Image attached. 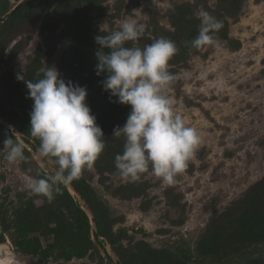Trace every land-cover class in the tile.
I'll return each mask as SVG.
<instances>
[{"label": "rangeland", "instance_id": "1", "mask_svg": "<svg viewBox=\"0 0 264 264\" xmlns=\"http://www.w3.org/2000/svg\"><path fill=\"white\" fill-rule=\"evenodd\" d=\"M19 1L0 0V18ZM25 11L0 32V119L15 127L28 158L5 159L0 126V243L7 244L0 264H264V227L250 222L264 208V0H41ZM201 11L223 26L214 44L190 53L185 42L198 35ZM126 19L145 25L135 45L126 46L165 37L178 48L168 65L176 79L165 94L201 143L172 185L150 166L135 181L115 168L125 140L113 131L131 107L115 104L118 97L103 89L95 37L119 30ZM48 65L65 82L86 87V103L105 134L104 151L82 176L85 202L70 192L109 233L126 228L115 247L89 241L69 198L49 202L25 187V175L57 166L39 156L34 138L35 147L21 138L31 137L34 101L17 73L34 80Z\"/></svg>", "mask_w": 264, "mask_h": 264}, {"label": "clouds", "instance_id": "2", "mask_svg": "<svg viewBox=\"0 0 264 264\" xmlns=\"http://www.w3.org/2000/svg\"><path fill=\"white\" fill-rule=\"evenodd\" d=\"M190 18V17H189ZM198 35L185 46L189 52L215 43L214 35L223 24L208 11H201ZM105 33V29H101ZM145 25L132 19L121 23L119 30L95 37L100 46L96 51V74L107 73L101 81L113 101L131 106L124 125L116 126L114 137H124L122 154L115 157L117 174L123 179L138 180L150 170L168 185L183 174L201 143L199 131L189 126L166 95L176 77L168 70L169 61L177 53L174 41L159 37L144 47L133 45L143 36ZM36 79L24 81L34 101L30 112V135L39 140L38 154L54 158L56 170H39L25 175L28 194L43 196L49 202L61 194L62 188L82 178L91 170L106 147L105 134L86 103V87L65 82L57 67L37 70ZM3 142L9 163L26 161L25 145L9 125ZM29 172L31 170L29 169Z\"/></svg>", "mask_w": 264, "mask_h": 264}, {"label": "trees", "instance_id": "3", "mask_svg": "<svg viewBox=\"0 0 264 264\" xmlns=\"http://www.w3.org/2000/svg\"><path fill=\"white\" fill-rule=\"evenodd\" d=\"M41 0H28L26 3H24L21 7H19L10 17L7 18V20L5 22H3L2 24H0V32L8 26V24L12 23L14 20L16 19H22L24 17V15L26 14V9L27 7L33 3V2H38ZM57 0H43V4L46 5H50V4H54L56 3ZM0 10H1V6H0ZM107 75V73L105 74V76ZM118 99V98H117ZM115 99V100H117ZM115 104H117L116 102H114ZM121 103H118L117 105H119ZM126 105V104H123ZM131 107L130 105H127V109ZM0 126L2 127V129L5 131L8 130V127L3 124L2 122H0ZM17 137V136H16ZM25 142H27L28 144H30L31 146L35 147V144L33 143L34 139L32 137H27L25 135H23L21 137ZM33 140V141H32ZM35 143H37L39 145V140L35 139ZM85 180L83 178L79 179V180H75L73 181L71 184L73 185V187L79 192L81 193L85 198L86 196V187L87 185L84 182ZM61 195L64 197L69 198L71 201H73L78 210H79V214L77 215V223H78V229L83 230L85 233L88 234V238L89 241L92 242V238H91V233H90V220L89 217L87 215V213L81 208V206L78 203V200L75 199L74 195L71 194V192L69 191V189L67 187H63L62 191H61ZM251 210V209H250ZM95 219H96V223H97V227H98V231H99V236L98 234L95 235V239L99 242V244L105 248V244L104 242L107 241L112 247H115L119 241H121L124 238V233L126 231V228L120 227L119 230L113 235L111 233L108 232V230L103 226L102 220L100 218V215L98 216V214H95ZM253 221V224L255 225L256 228H262L264 227V208L260 209L259 213H255V216L250 218V222ZM106 251V250H105ZM182 257V261L188 262V258L186 257L185 254H181Z\"/></svg>", "mask_w": 264, "mask_h": 264}, {"label": "water", "instance_id": "4", "mask_svg": "<svg viewBox=\"0 0 264 264\" xmlns=\"http://www.w3.org/2000/svg\"><path fill=\"white\" fill-rule=\"evenodd\" d=\"M28 0H20L19 2H17L5 15H3L0 18V24L5 22L7 20L8 17H10L19 7H21L24 3H26ZM0 122L4 123L7 127H9V123L5 122L4 120L0 119ZM12 126V125H11ZM15 129V127H14ZM15 135H17L16 129H15ZM67 188L69 189V191H73L75 194H77V196L79 197L81 202H85L83 196L73 187L72 184H69L67 186ZM84 210L86 211L89 220H90V233H91V237L94 239L96 234H100L98 231V227H97V223H96V219H95V215L93 213V211L90 209L89 206L85 205V203H83ZM101 236V235H99ZM7 254V244L5 243H0V259L5 258ZM117 264H119V260H116Z\"/></svg>", "mask_w": 264, "mask_h": 264}, {"label": "bare ground", "instance_id": "5", "mask_svg": "<svg viewBox=\"0 0 264 264\" xmlns=\"http://www.w3.org/2000/svg\"><path fill=\"white\" fill-rule=\"evenodd\" d=\"M4 259V258H3ZM3 259H0V262H1V260H3Z\"/></svg>", "mask_w": 264, "mask_h": 264}]
</instances>
